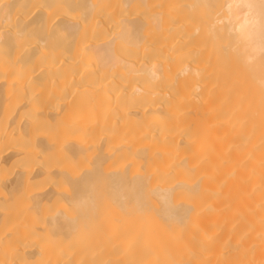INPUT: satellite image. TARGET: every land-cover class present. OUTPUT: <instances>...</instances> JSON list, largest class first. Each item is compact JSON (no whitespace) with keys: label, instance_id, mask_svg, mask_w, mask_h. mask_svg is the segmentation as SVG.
I'll return each mask as SVG.
<instances>
[{"label":"bare ground","instance_id":"1","mask_svg":"<svg viewBox=\"0 0 264 264\" xmlns=\"http://www.w3.org/2000/svg\"><path fill=\"white\" fill-rule=\"evenodd\" d=\"M0 264H264V0H0Z\"/></svg>","mask_w":264,"mask_h":264},{"label":"rangeland","instance_id":"2","mask_svg":"<svg viewBox=\"0 0 264 264\" xmlns=\"http://www.w3.org/2000/svg\"><path fill=\"white\" fill-rule=\"evenodd\" d=\"M85 163H79L76 160H73V167H75V170H79L80 167L84 166ZM107 165L105 166V168ZM108 169V167H107ZM57 186H58V193L56 194V200L55 201H47L46 204L42 207L39 208H45V209H51L53 212L56 213H61L65 218L73 217L76 213L78 206H74L72 203H69L67 201L69 195L71 194V185L69 183H66L64 181H57ZM90 199L91 196H86L85 199ZM136 198L133 195H123L122 200L123 202L119 204V207L115 205V207L112 206V203L110 200H108L106 203H103L102 206H100V211H101V217L106 216L108 214L109 208H126L127 206L129 207L131 205L132 200H135ZM21 202V211L22 213L27 214L29 212L30 207L27 202V199L25 197L20 198ZM150 204V202L148 201ZM151 206V205H150ZM148 208V207H147ZM151 208V207H150ZM153 208V207H152ZM99 221L95 222V227H98Z\"/></svg>","mask_w":264,"mask_h":264},{"label":"snow or ice","instance_id":"3","mask_svg":"<svg viewBox=\"0 0 264 264\" xmlns=\"http://www.w3.org/2000/svg\"><path fill=\"white\" fill-rule=\"evenodd\" d=\"M231 7H232V5H229V8H231ZM236 7H241V5L238 4V5H236Z\"/></svg>","mask_w":264,"mask_h":264}]
</instances>
